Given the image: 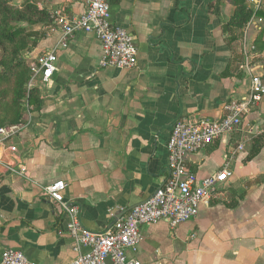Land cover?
Segmentation results:
<instances>
[{"label":"crops","instance_id":"0c3cea01","mask_svg":"<svg viewBox=\"0 0 264 264\" xmlns=\"http://www.w3.org/2000/svg\"><path fill=\"white\" fill-rule=\"evenodd\" d=\"M38 1L55 19L82 14L91 0ZM215 1L110 0L112 23L138 48L129 70L100 67L92 34L75 33L60 48L54 23L34 27L44 36L26 58L56 50V71L37 87L40 110L25 113L23 130L8 141L16 152L1 154L27 177L0 168V255L16 249L35 264H70L72 242L58 234L65 217L43 188L64 182L63 196L79 206L81 224L101 232L114 220L110 212L120 217L161 186L177 120H218L226 104L245 101L252 74L264 82V49L254 52V43L264 42V19L252 17L229 43L224 24L234 7L222 0L214 13ZM245 5L264 10V0ZM263 132L264 96L247 107L237 131L186 157L200 179L227 165L226 194L200 204L196 218L176 229L164 222L143 227L142 264H264V146L244 162L250 141Z\"/></svg>","mask_w":264,"mask_h":264},{"label":"built area","instance_id":"2783aa9c","mask_svg":"<svg viewBox=\"0 0 264 264\" xmlns=\"http://www.w3.org/2000/svg\"><path fill=\"white\" fill-rule=\"evenodd\" d=\"M53 23L62 33L60 48H66L75 33L92 34L100 42V67L118 70L136 68L138 48L126 30L112 23L110 0H91L82 14H59ZM56 60V50L44 52L33 59L26 58L31 71L28 88L48 83L56 71ZM246 64H249V59H246ZM263 96L262 76L255 73L250 77L245 101L226 104L222 118L215 121L177 120L166 144L167 177L161 186L148 199L120 217L110 212L114 220L101 232H92L81 224L79 206L68 203L63 196L66 189L64 182L55 181L43 188V195L65 217V225L58 230V234L65 235L72 242L75 258L70 264H142L138 254L143 241V227L164 222L170 229H176L196 218L200 204L219 199L232 176L227 165L200 179L186 168V157L237 131L247 107L258 103ZM23 128L24 124L0 128V168L3 166L11 174L27 177L24 167L4 162L1 157L3 150L11 154L16 152V147L8 144V141L18 136ZM238 149L241 150L242 146ZM0 264L35 263L29 261L20 250L7 249L0 255Z\"/></svg>","mask_w":264,"mask_h":264},{"label":"trees","instance_id":"16d2710c","mask_svg":"<svg viewBox=\"0 0 264 264\" xmlns=\"http://www.w3.org/2000/svg\"><path fill=\"white\" fill-rule=\"evenodd\" d=\"M210 4V11L217 13L219 2ZM230 2L234 11L224 24L227 41L239 40L242 31L252 17L264 19V10L253 12L246 8L245 0H225ZM38 0H0V128L25 124L24 115L40 110L42 99L39 88H28L31 71L26 63V54L35 49L44 36L34 27H52L54 16L40 7ZM42 31V30H41ZM264 42L254 43V52L261 53ZM264 146V132L250 141V149L244 162L251 161ZM235 204L228 205L233 208Z\"/></svg>","mask_w":264,"mask_h":264},{"label":"rangeland","instance_id":"374dc122","mask_svg":"<svg viewBox=\"0 0 264 264\" xmlns=\"http://www.w3.org/2000/svg\"><path fill=\"white\" fill-rule=\"evenodd\" d=\"M12 2H13L14 4H17V3H15V1H13V0H12ZM20 2H21V1H20ZM20 2H19V3H20ZM25 60H26V58H25ZM224 194H226V193H225V192H222V196H224Z\"/></svg>","mask_w":264,"mask_h":264}]
</instances>
